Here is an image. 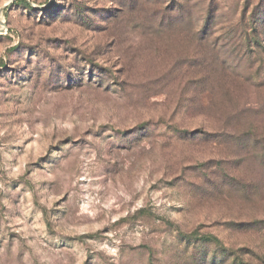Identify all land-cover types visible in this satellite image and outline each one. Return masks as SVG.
I'll return each mask as SVG.
<instances>
[{"label":"rangeland","instance_id":"1","mask_svg":"<svg viewBox=\"0 0 264 264\" xmlns=\"http://www.w3.org/2000/svg\"><path fill=\"white\" fill-rule=\"evenodd\" d=\"M0 0V264H264V0Z\"/></svg>","mask_w":264,"mask_h":264},{"label":"trees","instance_id":"2","mask_svg":"<svg viewBox=\"0 0 264 264\" xmlns=\"http://www.w3.org/2000/svg\"><path fill=\"white\" fill-rule=\"evenodd\" d=\"M23 3H25L26 5H28V2L26 0H23Z\"/></svg>","mask_w":264,"mask_h":264}]
</instances>
